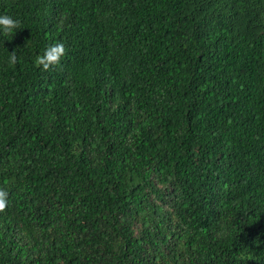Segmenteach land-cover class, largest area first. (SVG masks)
Returning <instances> with one entry per match:
<instances>
[{"label":"trees","instance_id":"1","mask_svg":"<svg viewBox=\"0 0 264 264\" xmlns=\"http://www.w3.org/2000/svg\"><path fill=\"white\" fill-rule=\"evenodd\" d=\"M0 14V264H264V0Z\"/></svg>","mask_w":264,"mask_h":264},{"label":"clouds","instance_id":"2","mask_svg":"<svg viewBox=\"0 0 264 264\" xmlns=\"http://www.w3.org/2000/svg\"><path fill=\"white\" fill-rule=\"evenodd\" d=\"M18 29H20V20L18 18H14L10 14H0V34L12 36ZM64 54L65 47L63 43L49 44L42 54L36 58V64L47 70L59 64ZM7 62L10 65H15L18 62L16 51L9 52ZM8 203V192L0 189V210H3Z\"/></svg>","mask_w":264,"mask_h":264}]
</instances>
